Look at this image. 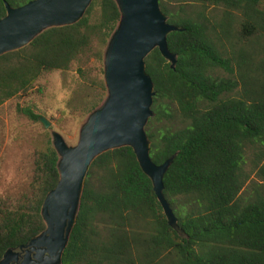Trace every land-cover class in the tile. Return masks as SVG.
<instances>
[{
  "label": "trees",
  "instance_id": "trees-1",
  "mask_svg": "<svg viewBox=\"0 0 264 264\" xmlns=\"http://www.w3.org/2000/svg\"><path fill=\"white\" fill-rule=\"evenodd\" d=\"M30 0H0L20 6ZM176 54L145 58L154 84L145 127L161 164L164 195L180 231L169 226L131 147L99 155L84 183L62 264H264V0H159ZM95 9H97L95 11ZM120 18L114 0H93L75 24L47 29L0 56V106L27 93L47 71L68 70L95 40L105 45ZM223 71L226 76H218ZM20 112L31 120L30 108ZM254 155L257 180L245 169ZM58 155L35 154L32 195L0 200V259L45 229L41 205L58 182Z\"/></svg>",
  "mask_w": 264,
  "mask_h": 264
},
{
  "label": "water",
  "instance_id": "water-1",
  "mask_svg": "<svg viewBox=\"0 0 264 264\" xmlns=\"http://www.w3.org/2000/svg\"><path fill=\"white\" fill-rule=\"evenodd\" d=\"M92 1L30 0L20 6L5 2L6 14L0 17V56L26 47L47 29L77 23ZM114 2L120 18L103 54L106 98L88 114L76 145L69 146L60 133L51 131L52 146L58 155L59 179L41 205L45 229L19 249H7L0 264H62L92 162L102 153L124 146L133 149L142 171L151 180L169 226L180 231L163 192L164 175L176 154L155 164L145 129L154 116L155 96L145 58L158 48L174 68L177 56L168 49L167 36L178 27L167 21L159 0ZM38 120L45 129L51 127L45 117Z\"/></svg>",
  "mask_w": 264,
  "mask_h": 264
},
{
  "label": "rangeland",
  "instance_id": "rangeland-1",
  "mask_svg": "<svg viewBox=\"0 0 264 264\" xmlns=\"http://www.w3.org/2000/svg\"><path fill=\"white\" fill-rule=\"evenodd\" d=\"M106 44L95 40L68 70L44 72L31 90L0 106V200L15 207L32 195L35 154L48 144L52 146L51 131L60 133L69 146L76 145L81 125L107 95L103 76ZM216 74L226 76L223 71ZM20 108L32 109L48 119L51 127L45 129L39 120L23 115ZM254 158L252 151L247 150L245 169L250 175L249 183L257 180Z\"/></svg>",
  "mask_w": 264,
  "mask_h": 264
}]
</instances>
